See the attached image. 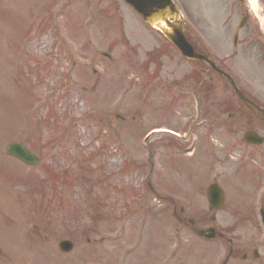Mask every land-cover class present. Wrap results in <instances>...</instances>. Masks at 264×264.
Returning a JSON list of instances; mask_svg holds the SVG:
<instances>
[{
    "label": "rangeland",
    "instance_id": "rangeland-1",
    "mask_svg": "<svg viewBox=\"0 0 264 264\" xmlns=\"http://www.w3.org/2000/svg\"><path fill=\"white\" fill-rule=\"evenodd\" d=\"M9 1L0 0V264H205L209 251L216 264L227 249L196 240L169 200L238 246L262 244L264 145L241 142L261 126L228 86L208 73L196 110L192 65L119 0ZM254 2L177 0L189 41L264 106V0ZM151 50L164 57L144 69ZM154 128L185 138L146 137ZM13 142L39 165L6 155ZM149 151V185L168 199L146 186ZM214 178L227 203L211 224L205 189ZM62 240L73 242L70 253L58 250Z\"/></svg>",
    "mask_w": 264,
    "mask_h": 264
},
{
    "label": "water",
    "instance_id": "water-1",
    "mask_svg": "<svg viewBox=\"0 0 264 264\" xmlns=\"http://www.w3.org/2000/svg\"><path fill=\"white\" fill-rule=\"evenodd\" d=\"M129 5H131L133 7L134 10H136L137 12L141 13L145 20L150 22L149 18L146 17V15H150V18H153L155 20V25L158 26V28H160V30L165 34V36L168 37V39L183 53V55L187 58V59H193L195 60L197 58V56L195 55V53L193 52V50L190 48V46L184 41V39L181 36V31L179 29V27H177L178 29H173L172 25L170 23L167 22V17H172L175 19H178L176 13L174 12V10L166 3H164V10L163 12H157L156 11H151L150 13H145V15L141 12L142 8L145 5H148L150 3V1L152 0H125ZM138 2V3H143L142 7L140 8H136L134 3ZM174 14V15H172ZM159 20H161V22H158ZM153 22H151L152 24ZM161 24H164L167 28V30L164 29V27H162ZM176 28V27H175ZM8 153L12 154L14 156H16L18 159H20L21 161H23L24 163H32L35 164L36 161L33 157V155L29 154L28 152L25 151V149L17 144H13L8 148ZM67 245V242H63L60 245Z\"/></svg>",
    "mask_w": 264,
    "mask_h": 264
},
{
    "label": "bare ground",
    "instance_id": "bare-ground-1",
    "mask_svg": "<svg viewBox=\"0 0 264 264\" xmlns=\"http://www.w3.org/2000/svg\"><path fill=\"white\" fill-rule=\"evenodd\" d=\"M250 2H251V6L254 8V1L253 0H250Z\"/></svg>",
    "mask_w": 264,
    "mask_h": 264
}]
</instances>
